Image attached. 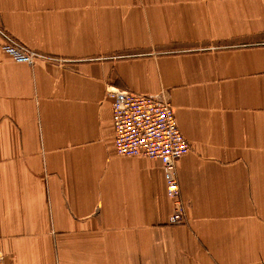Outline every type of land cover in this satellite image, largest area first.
Instances as JSON below:
<instances>
[{
  "label": "crops",
  "instance_id": "obj_1",
  "mask_svg": "<svg viewBox=\"0 0 264 264\" xmlns=\"http://www.w3.org/2000/svg\"><path fill=\"white\" fill-rule=\"evenodd\" d=\"M0 26L47 57L0 49L5 264L264 263V0H0ZM109 88L171 103L182 222Z\"/></svg>",
  "mask_w": 264,
  "mask_h": 264
},
{
  "label": "built area",
  "instance_id": "obj_2",
  "mask_svg": "<svg viewBox=\"0 0 264 264\" xmlns=\"http://www.w3.org/2000/svg\"><path fill=\"white\" fill-rule=\"evenodd\" d=\"M0 33L3 35L4 32ZM1 50L19 62L32 63L38 56L9 37L5 38ZM105 96L110 100L112 110L115 152L122 156L142 155L161 162L166 194L174 202L172 219L182 222L184 215L179 201L176 162L189 150V143L178 128L171 103L162 97L118 88L107 89ZM0 264H5V255L1 251Z\"/></svg>",
  "mask_w": 264,
  "mask_h": 264
},
{
  "label": "rangeland",
  "instance_id": "obj_3",
  "mask_svg": "<svg viewBox=\"0 0 264 264\" xmlns=\"http://www.w3.org/2000/svg\"><path fill=\"white\" fill-rule=\"evenodd\" d=\"M0 31L1 32H4L3 33V35L0 33V36H1V38H2V42H1V44H0V49L2 48V45L4 44V42H5V38L6 37H9V38H11V41H15L16 43H17V45L18 46H20V47H22V48H28L27 46H25L24 44H22L21 42H19L18 40H16V38H14L13 36H11L10 35V33H8L7 32V30H4L1 26H0ZM6 36V37H5ZM32 50V49H31ZM2 51V50H1ZM35 52V51H34ZM38 56H37V58H34L33 60H36V59H38L39 57L40 58H47V57H44L43 55H41V54H39V53H37V52H35ZM46 60H51V61H56L55 59H53V58H48V59H46ZM262 264H264V263H262Z\"/></svg>",
  "mask_w": 264,
  "mask_h": 264
}]
</instances>
